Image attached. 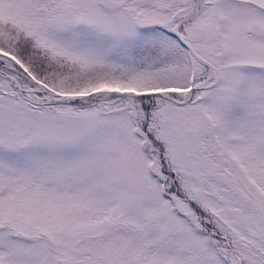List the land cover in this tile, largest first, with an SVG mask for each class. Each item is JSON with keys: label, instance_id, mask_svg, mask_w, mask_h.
Listing matches in <instances>:
<instances>
[{"label": "snow or ice", "instance_id": "1", "mask_svg": "<svg viewBox=\"0 0 264 264\" xmlns=\"http://www.w3.org/2000/svg\"><path fill=\"white\" fill-rule=\"evenodd\" d=\"M0 264H264V0H0Z\"/></svg>", "mask_w": 264, "mask_h": 264}]
</instances>
